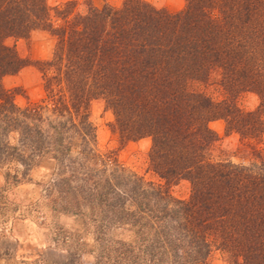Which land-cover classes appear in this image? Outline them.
<instances>
[{
  "label": "trees",
  "instance_id": "trees-1",
  "mask_svg": "<svg viewBox=\"0 0 264 264\" xmlns=\"http://www.w3.org/2000/svg\"><path fill=\"white\" fill-rule=\"evenodd\" d=\"M78 6L0 0V167L14 169L6 181L52 161L45 191L54 209L95 210L90 264H208L215 251L229 264H264V159L257 152L259 162L249 164L219 159L209 127L222 120L245 143L242 153H254L248 142L264 136V0H185L177 13L144 0ZM33 31L54 44L50 58L35 63L44 99L21 108L3 79L26 62L7 40ZM208 86L220 90L219 100ZM244 93L257 97L255 109L238 107ZM94 100L112 112L121 145L150 139L149 165L162 185L96 151ZM180 181L189 184L187 200L169 192ZM78 258L68 251L54 264Z\"/></svg>",
  "mask_w": 264,
  "mask_h": 264
},
{
  "label": "rangeland",
  "instance_id": "rangeland-1",
  "mask_svg": "<svg viewBox=\"0 0 264 264\" xmlns=\"http://www.w3.org/2000/svg\"><path fill=\"white\" fill-rule=\"evenodd\" d=\"M69 1L78 2V9L84 7V0H46L49 7L63 5ZM124 0H91L92 5L101 7L108 4L119 7ZM157 9L171 13L181 11L185 0H144ZM7 44L15 48L18 56L26 62L19 72L3 79L5 89L14 92V102L23 108L40 103L44 97L42 76L35 66L36 62L50 58L54 40L45 32L33 31L24 39H8ZM205 92L213 99L219 100L220 90L208 86ZM258 99L254 94L244 93L237 105L242 111L256 108ZM90 122L95 128V149L101 155L114 153L117 161L126 171L155 186L162 185L158 176L151 170L148 154L151 147L149 138L121 145L119 138L110 130L113 114L105 108L102 100L90 104ZM209 127L217 135L214 156L235 164L259 162L255 152L264 159V136L253 150L242 153L245 143L237 134L227 133L222 120H215ZM255 144V145H254ZM10 169V170H9ZM54 163L44 160L32 168L28 177L18 183L6 181L5 172L14 173L13 168L0 167V264H54L64 260L69 251L78 252V264L93 262L91 251L95 248V230L92 221L95 210L92 206H82L80 213L61 212L57 205L54 209L52 196L47 195L45 187L52 179ZM171 196L177 200H187L190 193L189 184L180 181L169 189ZM64 233L56 235L57 230ZM125 233V232H124ZM108 237H125L120 231H110ZM127 237V236H126ZM208 264H229L227 257L215 251Z\"/></svg>",
  "mask_w": 264,
  "mask_h": 264
}]
</instances>
